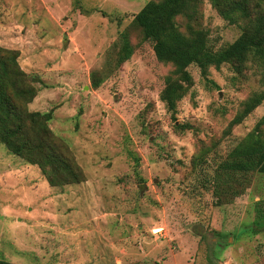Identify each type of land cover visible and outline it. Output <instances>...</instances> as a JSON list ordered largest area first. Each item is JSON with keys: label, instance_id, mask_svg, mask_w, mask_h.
Instances as JSON below:
<instances>
[{"label": "rangeland", "instance_id": "rangeland-1", "mask_svg": "<svg viewBox=\"0 0 264 264\" xmlns=\"http://www.w3.org/2000/svg\"><path fill=\"white\" fill-rule=\"evenodd\" d=\"M166 1L0 0V48L36 89L19 106L51 111V145L79 173L49 185L0 143V264H264V173L228 179L219 166L248 133L264 134V56L250 53L239 72L189 63L166 109L159 92L172 65L134 19ZM198 14L190 25L208 52L246 23L210 0ZM174 22L188 35L182 16Z\"/></svg>", "mask_w": 264, "mask_h": 264}, {"label": "trees", "instance_id": "trees-1", "mask_svg": "<svg viewBox=\"0 0 264 264\" xmlns=\"http://www.w3.org/2000/svg\"><path fill=\"white\" fill-rule=\"evenodd\" d=\"M176 1L146 3L134 14V19L145 29L152 43L155 58L172 65L171 75L165 77L159 92V99L171 111L190 80L186 71L189 63L200 61V64L210 63L215 68L221 63H228L233 72H239L250 53L257 59L264 56V6L261 5H264V0H210L227 21L233 22L237 18L246 20L239 34L214 52L206 51L204 31L190 25L199 15L200 0ZM178 15L186 20L188 35L177 29L174 17ZM123 50L120 59L129 56L127 43H123ZM25 80L28 79H24L17 67L14 54L0 48V143L12 154L38 165L49 185L76 182L79 173L51 145L50 132L44 123L50 118L51 111L26 112L19 106V101L22 104L28 102L36 92L31 84H24ZM30 80L35 81L36 78ZM261 99V94L250 97L241 114L248 113ZM238 121L239 118H236L235 123ZM219 166L225 170L222 172L228 179L233 176L244 178V174L252 171L264 173V134L248 133L247 141L233 147Z\"/></svg>", "mask_w": 264, "mask_h": 264}]
</instances>
